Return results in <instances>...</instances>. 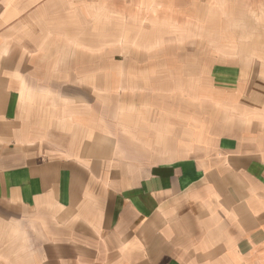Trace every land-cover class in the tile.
<instances>
[{
	"label": "crops",
	"instance_id": "obj_1",
	"mask_svg": "<svg viewBox=\"0 0 264 264\" xmlns=\"http://www.w3.org/2000/svg\"><path fill=\"white\" fill-rule=\"evenodd\" d=\"M0 264H264V0H0Z\"/></svg>",
	"mask_w": 264,
	"mask_h": 264
}]
</instances>
